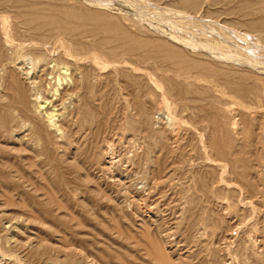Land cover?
<instances>
[{
    "label": "rangeland",
    "instance_id": "obj_1",
    "mask_svg": "<svg viewBox=\"0 0 264 264\" xmlns=\"http://www.w3.org/2000/svg\"><path fill=\"white\" fill-rule=\"evenodd\" d=\"M133 1L50 2L79 15L86 29L109 30L99 34L108 36L110 49L95 54L104 69L94 89L85 85L89 101L66 93L74 88L70 78L56 96L45 95L55 120L70 121L68 130L39 137L21 122L6 133L10 79L0 67V264L264 261L254 248L264 231V200L250 191L264 182V44L237 27L231 6H206L182 22L172 16V0ZM14 5L0 4V16L23 45L25 27L14 17L25 8ZM33 34L45 50L63 52ZM133 43L142 46L141 57L123 59ZM51 54L29 52L38 57L30 68L37 72L35 61ZM85 111L91 123L78 131L71 122Z\"/></svg>",
    "mask_w": 264,
    "mask_h": 264
},
{
    "label": "bare ground",
    "instance_id": "obj_2",
    "mask_svg": "<svg viewBox=\"0 0 264 264\" xmlns=\"http://www.w3.org/2000/svg\"><path fill=\"white\" fill-rule=\"evenodd\" d=\"M51 1H54V0H0V4H5V3L6 4L11 3L12 4L13 3L16 5V6L15 5L13 6L14 8L15 7H18V8L24 7L25 8L24 11H17V10L14 11V12L17 11L15 13L14 18L21 23V26L25 27V30H24L25 32L22 33L23 34V42L25 43L23 45L16 43L17 40L14 39L15 34L12 33V29L10 28L11 24L9 23V21L7 19L8 17L0 16V47L5 52V54L3 56L4 58L2 57V55H0V67L2 68L3 71L6 72V75H8L9 79H10L9 80L10 84L5 89L6 92L9 91L10 93L7 92L5 95H3V97L8 101L6 109L9 110V113H10L8 121L5 122L6 124H4V126H7V128H8L6 133L12 131L11 133L13 134V129L18 127V126L14 127V125H17L18 123L21 124V122L24 124L22 126V129H24V130L26 129V131H29L30 127H33V132H35V134L38 135L39 137H42L43 134L47 135L49 133L48 129H54L56 133H60V132H63L64 130H68L70 128V121L69 120H66V121L62 120V122H60V121L55 120L56 117H58V120L60 117L54 111L55 107H53V106H55V105H51V101H49V99H48L49 97H46L45 95L47 93L50 94L53 92L52 97L56 96L60 92L59 88L62 87L64 85V83H67V80L70 78L74 83V88L71 90H66V93L75 94L76 96L78 95L79 97L82 96L81 97L82 99L89 101L88 97L86 96V93L84 92L85 85L87 86L86 88H91V90H92V89H94V85H92V83H94V80L96 81L97 84H99V82L101 81V80L99 81V79H100L99 78V71L101 69H104L101 66V64L103 63V62H101V60H103V59H101V60L96 59L97 56L95 54H97L99 52V50L107 49L109 47L110 41L108 38H106L108 36H101V37H104L102 39L99 37L100 36L99 34L108 33L109 30L105 29V28H102V29L95 28V31H94L92 28H90L88 26H87L88 29H86L85 25H83V24H87V23L82 24L81 18L79 15H77L75 12H73L71 10L63 9L62 7H59L57 4H55V6H54V4H51L52 3ZM173 1H174L175 5L172 8V13H173L172 16L176 15L177 17L183 19V20H181L182 22L186 21L185 19H187V20L191 19L190 17L193 14H196L198 11H200V9L202 10L203 8H206V6L209 10L211 7H214V6L220 5V4H223L222 6H225L226 8L229 6L234 7V8L236 7L234 11H233L234 8H232V11H229L228 15L238 16L237 18H239V23H238L239 26H237V27L248 32V35L253 34V36H255V38L258 40V42L260 44L261 43L264 44V0H172V2ZM43 2L46 3V8H45V4ZM140 2L142 3V1H140ZM148 2L150 4V1H148ZM167 2H169V0ZM133 3H134V1H133ZM138 3L139 2L136 3V1H135V4H132V5L136 6ZM151 3H152V1H151ZM143 4L146 5L147 3L145 2ZM41 5H42V7H41ZM155 5L154 6L152 5V7H155ZM65 6H67V5H65ZM5 7H7V6H5ZM219 7L220 6H218V8ZM10 8H11V6H10ZM161 8H159V10ZM221 8L223 9V7H221ZM214 9H213V11H214ZM159 10H156V12H154V13L158 14ZM12 11H13V9H12ZM169 11H167V12L170 13ZM10 13H12V12H10ZM161 13L163 14V12H161ZM176 16H173V17H176ZM193 16H195V15H193ZM160 17L162 18V16H160ZM193 18H195V17H193ZM233 18L234 17H232L231 19H233ZM181 21L178 20L177 22L180 23ZM196 22H197V20H196ZM193 25H191L189 23V25H187V26H193ZM196 25H194V26H196ZM185 26H186V24H185ZM94 27H95V25H94ZM14 28H16V27H14ZM239 28H237V32L239 31L238 30ZM192 29H194V28H192ZM17 30H18V28H17ZM33 30L36 31V34H37V32H38V34H42V33L44 34V35H42L43 36V41H41L42 46H43V44L46 45L47 43L53 42V43H56V45H58L60 48H62L63 52H61L57 55H54L56 52L47 51V49L45 50L44 48H46L47 46L43 48V47H41V44L40 45L37 44L38 42L36 40H38V39H35V37H33V36L29 37L30 36L29 34H31V31H33ZM233 30H235V29H233ZM36 34H33V35L36 36ZM38 36H40V35H38ZM245 36H246V34H245ZM15 38H16V36H15ZM17 38L19 39V36ZM112 38L113 37H111L110 39H112ZM244 38L245 37L243 36V39ZM189 44L190 43H188V45ZM53 45H55V44H53ZM118 45H121V44H118ZM118 45H115L114 48ZM131 45L132 46L127 47V50H125L126 52L121 53V54H123L122 56L130 55V56H140L141 57V55H140L141 53H139V52L142 51L141 50L142 46L138 43H133ZM254 46L258 48V46H261V45H259V44L255 45L254 44ZM255 47H253V48H255ZM109 49H110V47H109ZM57 50L59 51V49H57ZM249 50H251V48L248 49V51ZM110 51H111L110 54L113 56H121L118 54L119 52L117 53L114 50H110ZM29 52H31V53L35 52L40 56H44L46 52H50V53H52L51 55H54V56L48 57L46 55V57H45L46 59L44 58L40 61L39 60L35 61V62H38V65H39L37 72H35L34 70H32L30 68L31 63L34 61L35 58L33 57L34 59H32V57H29L28 56ZM249 53H250V51H249ZM99 56H105V55L100 54ZM101 58H104V57H101ZM124 58H125V56L123 57V59ZM36 59H38V57ZM162 59H163V57H162ZM83 60L89 61V65L83 66L81 64V62ZM107 61L108 60L106 59V62ZM249 62L250 61L246 60L244 63L251 64ZM116 63H117V61H116ZM121 63H122V60H121ZM50 65L53 66L52 70H51ZM111 65H113V64H111ZM130 65H129V67H130ZM154 65H155V63H154ZM105 66H106V64H105ZM125 67H127V66H125ZM115 68L118 69V67H115ZM17 69L20 71V76L22 75L26 78L25 80H27L29 87L27 85L19 82L18 79H16V76L19 77ZM55 70L57 71V73L55 74L56 76H54L48 82L49 79H45V78L49 75H53L52 71H55ZM60 70L64 71V73H65L64 77H61V75L59 74ZM132 70L134 71V69H132ZM174 70H175V68H174ZM69 71H70V76L67 75V73ZM137 71L135 69V72H137ZM78 73L80 75V78L78 76ZM107 73H108V71H107ZM110 73H111V71H110ZM178 73H179V71H178ZM180 74H183V72ZM97 78H99V79H97ZM121 78H123V77L121 76ZM111 79H112V77H111ZM52 80H54V84H52ZM5 81H7V80H5ZM150 81H152V80H150ZM122 83H123V81H122ZM56 84H57V86H56ZM97 84H95V85H97ZM140 86H141V84H140ZM47 88H50V89L48 90ZM137 89H139V88H137ZM141 90H142V88H141ZM82 91L84 92V94H80ZM127 95L129 96V94H127ZM93 98H95V96H93ZM95 101H96V99H95ZM73 114H74V112L72 113L71 116H73ZM88 117H90V116H88L86 111L81 112L79 114L78 118L74 122L72 121L71 123L76 127V129H79L78 131H80V129L83 128V126L86 122L91 123V122H89ZM92 118H93V116H92ZM134 124L135 123H133V125ZM234 124H236V123H234ZM62 136H66V135H62ZM107 136H108V134H107ZM16 137H18V136H16ZM110 143L112 144V142H110ZM71 146H72V144H71ZM106 146H108V145H106ZM110 152H111V150L109 151V153ZM107 153H108V151H107ZM140 157H142V156H140ZM107 159H108L107 162L110 165H111V163L113 164L114 161L110 157H107ZM255 166H257V165H255ZM250 175H252V174H250ZM261 188L262 189L260 190L256 186V187L251 188L250 191H251V193L254 191V194L252 196H256V197L261 196L264 200V182L261 185ZM241 190H242V188H241ZM259 199H260V197H259ZM258 233H259V231H258ZM256 235H258V236L256 238V241L254 240L255 241V245H254L255 247L254 248L259 250L260 254H261V250H262V253L264 254V231H262V233H259ZM253 238H251V239H253ZM246 242H248V241H246ZM251 245H253V244H251ZM243 251H245V250H243ZM74 252H76V251H74ZM74 252H72V253H74ZM256 252H258V251H256ZM79 255H81V253ZM253 256H254V254H253ZM261 256H262V254H261ZM255 262L257 264H259V263L264 264L263 259L255 260Z\"/></svg>",
    "mask_w": 264,
    "mask_h": 264
}]
</instances>
